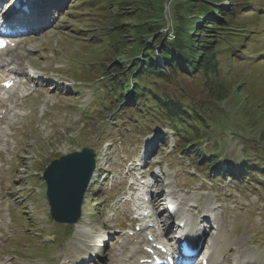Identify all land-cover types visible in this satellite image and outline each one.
<instances>
[{
	"label": "rangeland",
	"instance_id": "374dc122",
	"mask_svg": "<svg viewBox=\"0 0 264 264\" xmlns=\"http://www.w3.org/2000/svg\"><path fill=\"white\" fill-rule=\"evenodd\" d=\"M252 1L261 9L246 5L238 6L241 11L237 15V21L238 24H241L239 27L248 26L253 35H255V29H258L261 31V36L264 37V27L258 28L255 25L256 19H262L264 24V0ZM156 2L157 0H125L124 4L119 7L120 0H63L64 11L56 26L45 30L43 35L32 34L27 36L30 41L34 40L29 43L28 47L41 45L44 48V51L36 55L32 60L34 64L43 67L48 72L57 71L59 74L56 76L60 81L70 82V85L64 87H67V89L68 87L72 88L68 89L66 94L56 90L50 92L51 88H47L49 91L46 89V93L50 92V95L46 97V100L55 97L51 103V106L54 107L49 110L48 106V112L42 121L36 120L33 127L26 128L21 134L18 133L16 135L19 148L16 147V152L10 151V155L16 154V160L23 158L22 177H19L18 181L16 180L19 172L17 171L8 172L3 180L0 179V218L2 220L0 231L3 234V238L0 241L1 264H64L63 261L69 254L70 246L78 239V236L79 243H90L93 241L95 230H97L96 233L99 232V236L102 234L111 235V233L119 230L118 226L123 227L121 223L126 218L128 207H125V204L121 202L122 198L115 202L110 200L109 203L104 200V196L109 193L112 196L120 195L121 186L119 185H116V188L110 185L103 186V184L91 186V190L87 194L88 202L84 204L85 208L82 217V220L88 218L87 223H90V225L84 224L81 220L79 222L80 225L79 223L76 225L78 236L73 232L72 236L61 246V250L47 249L50 246L47 241L52 240V234L58 235L60 228L56 227L49 219V206L45 204L39 206L42 202L41 198L37 197L32 204L33 213L28 211L25 208L26 206H16L11 210V214L16 218V221L10 218L8 196H11L12 187L16 188L17 186L18 189H23L26 187L27 182L33 185L40 184V174L43 172L44 166L52 158L60 154L81 150L84 147H92L98 150V161L101 165L107 162L104 161V158H111L109 164L104 166L105 170L99 181L110 176L124 175L125 171L122 167L121 159H128L130 156H135L138 159L144 152L148 154L145 159L146 163L161 162L160 172L165 179L161 185L163 188L171 183H175L177 186L178 184L183 185L186 182H190L192 176H194L192 184L195 185L189 191H183V193L191 191L188 196L190 199H202L203 203L200 208L205 206L206 203L216 208L215 212L211 207L201 209L198 212L196 209L198 219H204L209 215L212 216L211 219L209 218L211 222L206 226L198 225L203 227L201 228L202 233L205 230L216 228V226L218 228L216 236L214 233L211 234V231L208 234L210 239L215 236L211 243L212 247L217 248L218 246L217 249H221L220 245L225 246L230 243V247L237 246L242 249V251H239L241 258H235L240 259L241 264L244 263L242 261L247 259L249 254L255 255L253 261L261 260V263L264 264V257H262L259 248L250 244V240L256 235L264 249V190L258 192L256 189L245 190L243 188L241 190L243 193L241 194V199L240 194L234 199V189L243 187L238 183L240 179L233 183L225 176V181L218 183L216 178L221 173L214 172L215 170H208L206 172L208 175L202 173L198 176L199 168L202 169L201 164H196L192 160L190 153L180 151L183 144L176 145L175 140L170 137V127L164 129V132L169 135L166 140H163L164 137H158L157 132L162 130L161 127H158L153 128V132H150L149 136L145 138V144H142L146 135L142 138L136 135L142 130L140 127L143 124L141 123L149 122L150 120L144 119L141 122L139 119L135 122L128 120L127 117L135 112V110L131 112V109L127 114L121 116L122 113H119V111L127 103L124 102L119 110L117 106L124 94H121L120 99L115 102L114 93L109 91L110 82L107 78L114 75L116 72L115 67H118L119 70H125L123 72L125 78L127 70L131 66H136L138 60L146 58L145 56H138L132 59L141 49L139 39L146 44L148 50L152 49L155 43L162 39V44L155 47H160L161 49L166 41L179 40V36L174 34L173 14L168 9H165L164 20L156 23V28L162 25L161 30L151 37L152 32L156 28L148 27L147 22L148 19H152L150 18L151 14L157 11L152 6ZM158 2L159 4L161 3V1ZM225 2L224 6L231 8L233 2L231 0H226ZM105 4H108L109 7L105 6ZM164 5L166 6V3ZM97 8L101 11L99 12ZM117 14L119 15L117 16ZM216 19L218 18L215 17L214 20ZM39 21H42V19ZM199 25V27H203L204 24L201 22ZM143 26L145 27L143 28ZM213 26V24H210V29ZM137 28L139 29L137 30ZM115 38L117 41H114ZM262 39L257 37L256 41L249 45V56L242 54L236 58L235 61L238 63L235 66L226 68V61L222 58L220 70H210V60L204 74L201 73L202 71L199 73L194 71L192 74L189 73V75L173 72V79L169 82L165 79L156 78L149 80L152 82V88L155 93L159 95L160 91H164L170 98V100H165L167 102L166 106L176 104L173 100H180L185 107L190 108H195L197 104H201L203 110L210 116L209 127H214L216 121L219 128L215 133L225 131L224 142H222L221 138L218 140V142H222L219 152L225 149L227 151L231 150L234 156L229 157L230 160L242 161L240 165L264 163V55H262L264 50L261 49V44L264 40ZM110 42L113 43L114 47L108 44ZM47 45L49 47L45 48ZM33 54H37V52H33ZM182 56L183 59H187L183 53ZM128 61H133L134 64L127 68ZM117 78L120 79L121 77L117 75ZM134 78L133 80L137 81ZM76 79L79 81H76ZM130 81L132 80L130 79ZM73 84L77 87L75 88ZM42 96L39 97V101L45 98L44 94ZM150 97L152 96L150 95ZM101 99L108 101L110 106L108 108L104 107L99 114L93 115L91 113L88 115L92 119L87 122L84 113L87 109L91 111L93 102L101 101ZM106 101L98 103L97 108L105 105ZM165 101H162L161 104ZM133 104L136 105L137 101L134 100ZM154 105H156L154 109L158 110L159 103ZM32 107L35 106L32 105ZM111 112L114 113L109 117ZM57 113L61 114V116L50 124V121ZM162 116L163 124H171L169 120H166L168 118L166 113H163ZM142 117L147 118V114L144 112ZM121 119L124 124L119 122ZM44 123H46L45 126H43ZM42 126L47 128L45 129ZM111 128L114 130L108 131ZM231 130L239 131V133L237 132L238 136L234 137ZM193 131H196L193 127H188L186 130V132ZM125 132L129 133L125 134ZM197 132L202 136V140H208V136L205 135L202 128ZM239 134L243 136V138L241 136L242 139H240ZM155 138L161 142L160 146L155 144L147 145L149 141H154ZM209 140L213 142L215 137ZM149 147L156 148V150L145 151ZM214 147L215 143L204 142L200 144V149L207 153L213 152ZM177 148L179 149L177 150ZM222 158L228 161L226 157ZM13 169L16 171L17 168L13 166ZM146 174L150 176L149 169H146ZM214 180L217 181V184L210 189L209 182L212 183ZM258 180L264 182V173L258 177ZM96 181L99 182L97 177L95 183H97ZM203 182L208 187L204 186ZM193 187L195 188L193 189ZM162 191L163 189H160L159 192L161 193ZM42 192H45L43 187ZM181 192L179 194H183ZM154 195L157 198L158 193H154ZM230 195L232 197L225 203V206L230 211H226L221 197ZM30 200H33V195H30ZM180 200L188 204L185 198H180ZM163 202L165 203V201L161 203ZM214 203L222 204V207H215ZM243 205H245L244 208ZM193 209L194 204L189 203L188 208H182L181 210L182 219L189 220L188 227L190 225L193 227L197 226L194 224L197 219H191ZM203 211L208 213L204 214L205 216L202 218ZM213 212L217 217L211 215ZM218 215L224 220L222 227L225 231L232 233L233 224L236 222L235 228L238 225V235L232 233L231 242L228 234L222 237V228L219 227L220 221L218 219H216L217 222L214 221L215 218H220ZM162 217L166 219V216ZM167 221L171 222L170 220ZM159 225H165V221L162 218L159 219ZM81 227L83 228L81 229ZM174 227L176 229L177 222ZM125 236L127 235H122L121 240ZM98 242L95 243L96 246ZM59 244L60 241H57L56 245ZM94 248L95 246L92 249ZM92 249L88 251L89 257ZM119 249H123L125 252L129 251L127 246L117 242L103 254L104 259L107 260L108 251L113 250L112 255H118ZM229 251L226 249L223 252L228 255ZM243 252H247L248 256L242 257ZM237 255L238 253L234 251L232 258ZM72 258L74 256L70 257V259ZM232 258L228 256V259ZM138 259L140 260V258Z\"/></svg>",
	"mask_w": 264,
	"mask_h": 264
},
{
	"label": "trees",
	"instance_id": "16d2710c",
	"mask_svg": "<svg viewBox=\"0 0 264 264\" xmlns=\"http://www.w3.org/2000/svg\"><path fill=\"white\" fill-rule=\"evenodd\" d=\"M158 1H161V3L159 4ZM225 1L226 0H157L156 4L152 5L157 11L151 14L150 18L152 19H148V27L156 28V23L160 22V20H164L165 9H168V11L173 14L174 34L179 36V40L166 41L163 47H161L164 66L158 63L152 51L147 53L146 57L148 59H146L144 67L140 68V65H136L137 67H135L137 70L140 68L136 73L137 76L139 75L141 80H143V75H149L150 73L161 76L164 73V69L170 73V76H172V72L179 71L187 73H193L194 71H197V73L200 71L206 72L210 60V62H212L210 70H220L222 61L218 60L219 54L222 53L225 57L229 56L234 51L235 45L241 42L244 32L248 30L245 25H243L244 27H239L241 24H238L237 15L241 10L238 9V6L246 5L261 9L252 0H231L233 2L231 8L223 5ZM124 2L125 0H120L119 7H121ZM165 3L166 6L164 5ZM105 6L109 7L108 4H105ZM213 12H215V16L218 19H209ZM148 13L150 14V12ZM118 15L119 14H117V16ZM204 21L203 27H199V23ZM210 24L214 25L211 29L209 27ZM161 26L162 25H159L158 28L152 32L151 36L158 33L161 30ZM144 27L145 26H143V28ZM138 29L139 28H137V30ZM139 41L141 49L137 54L143 52L147 48L145 43L141 42L140 39ZM162 41L163 39L158 42L154 41L156 42L155 46H160ZM179 48L180 50H178ZM182 53L187 59H183ZM136 57L137 56H134V58ZM133 72L134 70L129 73V76H132ZM138 85L144 89H136L134 92L135 96H138L147 89V86L144 84ZM141 99L143 102H146L143 98ZM178 106L180 110H184L180 105ZM170 107L178 110L173 106ZM180 136L182 139L185 137L183 135ZM213 157L214 155L205 158L204 162H207ZM228 159L230 160V158ZM217 162L222 161H220V158L215 157L214 161L206 166H214L215 168ZM249 179H251V177H249Z\"/></svg>",
	"mask_w": 264,
	"mask_h": 264
},
{
	"label": "water",
	"instance_id": "95a60500",
	"mask_svg": "<svg viewBox=\"0 0 264 264\" xmlns=\"http://www.w3.org/2000/svg\"><path fill=\"white\" fill-rule=\"evenodd\" d=\"M94 169V153L88 148L54 160L48 166L44 177L48 182V197L55 220L69 224L78 221Z\"/></svg>",
	"mask_w": 264,
	"mask_h": 264
},
{
	"label": "bare ground",
	"instance_id": "6f19581e",
	"mask_svg": "<svg viewBox=\"0 0 264 264\" xmlns=\"http://www.w3.org/2000/svg\"><path fill=\"white\" fill-rule=\"evenodd\" d=\"M42 19V17H40L39 16V20H41ZM43 20V19H42ZM37 24H40V23H38V22H36ZM3 64H4V66H5V63L3 62ZM166 202V201H165ZM206 213H208V212H206V211H203L202 212V215H201V217L203 218L205 215L204 214H206ZM85 218V217H84ZM216 219H218V218H215L214 219V221H216ZM82 222V221H81ZM161 222V221H160ZM179 222H185L186 223V226L188 227V224H189V220H187V219H181ZM217 222V221H216ZM162 223V222H161ZM79 225H80V223H79ZM160 226V225H159ZM162 229H164L165 228V225H161L160 226ZM196 228V227H195ZM201 228H203V227H200V229H198V228H196V232H197V234L198 233H200V234H202V229ZM220 231V230H219ZM82 234V233H81ZM148 235V234H147ZM147 235L145 236V238H147ZM201 236V235H200ZM199 239V238H198ZM220 240V239H219ZM198 241L199 240H197V242H196V244L198 243ZM95 243H96V241L95 240H93V241H91L89 244H90V249H92L94 246L96 247V245H95ZM217 243H219V242H217ZM224 243V242H223ZM98 244H102V243H98ZM216 244V243H215ZM215 244H213V245H215ZM103 245V244H102ZM210 248H211V250H216L217 248H213L212 247V244H210ZM89 249V250H90ZM212 254V253H211ZM242 257H247L248 256V253L247 252H243L242 253V255H241ZM139 258H143V257H139ZM137 262H139V259H138V261ZM234 262H236V263H240L241 264V262H240V259H235L234 260Z\"/></svg>",
	"mask_w": 264,
	"mask_h": 264
},
{
	"label": "snow or ice",
	"instance_id": "6c2138e0",
	"mask_svg": "<svg viewBox=\"0 0 264 264\" xmlns=\"http://www.w3.org/2000/svg\"><path fill=\"white\" fill-rule=\"evenodd\" d=\"M5 46V41L0 40V48H3ZM6 87H10V85H5Z\"/></svg>",
	"mask_w": 264,
	"mask_h": 264
}]
</instances>
